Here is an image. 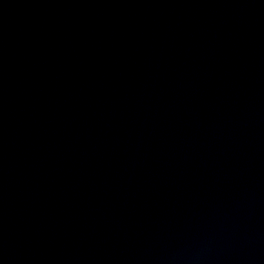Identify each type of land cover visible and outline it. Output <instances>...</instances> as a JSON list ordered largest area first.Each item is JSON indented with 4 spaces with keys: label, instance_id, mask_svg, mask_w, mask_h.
Wrapping results in <instances>:
<instances>
[{
    "label": "water",
    "instance_id": "1",
    "mask_svg": "<svg viewBox=\"0 0 264 264\" xmlns=\"http://www.w3.org/2000/svg\"><path fill=\"white\" fill-rule=\"evenodd\" d=\"M0 264H264V0H0Z\"/></svg>",
    "mask_w": 264,
    "mask_h": 264
}]
</instances>
